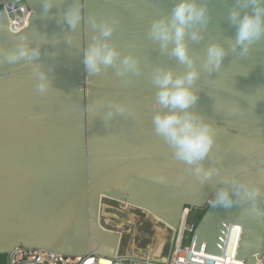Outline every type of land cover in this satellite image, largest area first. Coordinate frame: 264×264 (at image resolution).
<instances>
[{
  "label": "water",
  "instance_id": "water-1",
  "mask_svg": "<svg viewBox=\"0 0 264 264\" xmlns=\"http://www.w3.org/2000/svg\"><path fill=\"white\" fill-rule=\"evenodd\" d=\"M225 2L234 0H211L213 19L202 29L204 38L187 41L198 65L209 43L227 48L235 36ZM26 3L32 13L17 33L0 11V254L24 245L71 257H113L119 234L100 224L103 198L137 206L176 229L184 205L205 206L224 176L239 175L264 189V99L254 107L247 102L264 88V40L247 57L229 48L221 69L202 70L193 85L199 99L192 110L216 130L203 163L220 170L201 182L152 123L160 110L153 106L155 70L186 71L171 45L164 51L148 35L152 20L170 12L174 0H82L85 16L75 29L57 20L71 0L47 18L39 0ZM93 17L117 21L110 41L121 59L138 58L139 72L120 75L119 63L98 75L86 72L84 51L99 35ZM25 35L40 45V57L8 63L6 53ZM37 65L51 82L44 93L36 87ZM116 105L126 110L115 112ZM259 203L264 207V197ZM248 207L240 201L223 207L211 199L194 231L193 249L204 244L203 252L220 256L233 237L234 259L256 264L264 251V216L250 214ZM234 225L240 226L238 237L229 235Z\"/></svg>",
  "mask_w": 264,
  "mask_h": 264
},
{
  "label": "clouds",
  "instance_id": "clouds-1",
  "mask_svg": "<svg viewBox=\"0 0 264 264\" xmlns=\"http://www.w3.org/2000/svg\"><path fill=\"white\" fill-rule=\"evenodd\" d=\"M41 15L49 17L54 7L61 6L63 0H39ZM225 5V18L235 28L234 38L226 41L228 47L218 42L209 43L201 56L200 65L192 55L188 39L199 42L204 38L202 29H206L213 19L211 0H174L171 11L152 20L148 35L159 42L166 51L171 45V55L185 65L186 71L176 74L172 69L158 67L152 77L156 88V111L153 116L154 131L172 146L177 160L192 168L201 182L210 181L220 172L219 168L205 166L203 163L212 151L216 142V130L212 122L193 111L199 94L193 87L200 79L202 70L207 73L221 69L229 48L239 50L242 57H247L255 44L264 40V0H234ZM85 10L82 0H71L70 5L57 17L58 22L75 29L84 19ZM93 28L98 30V38L89 45L83 55V64L89 75H98L119 63L118 74L139 72L138 58L129 54L121 59V52L111 43L110 38L116 29L114 19L91 20ZM41 55L39 44L33 46L27 36H22L14 49L7 52L8 63L20 61L33 62ZM37 90L46 92L50 87L47 73L39 70ZM241 74L246 75L247 69ZM238 93V92H235ZM247 102L254 107L257 101L264 99V88L247 96ZM166 109V110H165ZM124 105H116L115 112H123ZM108 112V116L113 115ZM222 186L213 190V203L223 207H232L237 201L249 205L247 212L256 216H264V207L260 199L264 197V189L258 184L243 180L239 175L224 176Z\"/></svg>",
  "mask_w": 264,
  "mask_h": 264
},
{
  "label": "built area",
  "instance_id": "built-area-1",
  "mask_svg": "<svg viewBox=\"0 0 264 264\" xmlns=\"http://www.w3.org/2000/svg\"><path fill=\"white\" fill-rule=\"evenodd\" d=\"M1 9L7 18L11 32L17 33L28 25V18L32 13V9L26 3V0H0V11ZM105 200L113 203L108 204ZM210 201L211 198L207 200L203 207L184 205L176 229L164 222L159 223L155 220V225H152L151 220L148 221L149 224L143 226L142 233L143 235H149L154 240V244H149V248L136 251L133 249L134 244L138 245L140 243L135 236L140 235L136 225L141 224L142 226L147 214L140 211V208L128 207V209H131L130 211H137L140 216L135 219L134 223L117 224L111 220L114 216L109 213V210L116 211L125 219L127 215L126 205L103 198L101 201V203L103 202L102 207L105 206L107 209L103 207L105 210L104 212L101 211L100 224L104 228L119 234L118 248L113 257H105L95 252L71 257L39 248L18 245L6 254L7 264H245L244 261L234 259L237 243H234L233 249H226L220 256L203 252L204 244L200 245L199 251L193 249L195 243L194 231ZM157 228H163L164 230L163 244L160 248L157 247V241L154 238ZM239 228V225L231 226L229 235H237L238 237L240 234ZM156 249H158L157 252H155ZM256 264H264V251L261 257L256 260Z\"/></svg>",
  "mask_w": 264,
  "mask_h": 264
},
{
  "label": "rangeland",
  "instance_id": "rangeland-1",
  "mask_svg": "<svg viewBox=\"0 0 264 264\" xmlns=\"http://www.w3.org/2000/svg\"><path fill=\"white\" fill-rule=\"evenodd\" d=\"M105 202L108 203V204H112L113 203L112 201H109V200H105ZM130 210L131 209H128L127 208V210H125V211L132 212V213L138 214L140 216V214L137 211H130ZM111 220H113L114 222H116L117 224H119V221L115 217H112ZM150 220H151L152 225H155V220H153L149 216H146L145 221L143 222L142 226H141V224L140 225L139 224L136 225V227L138 229V233L140 234V235H135L136 236V240L140 242V243H138V245L134 244V248H135L136 251H138V249H141L142 250L143 248H149V244L150 245L151 244H154V240L149 235H143V233H142L143 226L144 225H148L149 224L148 221H150ZM161 230H163V228H160V229L157 228L156 229V232H155L156 235L154 237L156 239V241H157V245H158L157 247L158 248H160V246L163 244L162 243V240H163L162 236H163V234L162 235H158L159 234L158 231H161ZM155 246H156V244H155ZM157 251H158V249H156L155 252H157ZM0 264H7L6 254H4V253L3 254H0Z\"/></svg>",
  "mask_w": 264,
  "mask_h": 264
},
{
  "label": "bare ground",
  "instance_id": "bare-ground-1",
  "mask_svg": "<svg viewBox=\"0 0 264 264\" xmlns=\"http://www.w3.org/2000/svg\"><path fill=\"white\" fill-rule=\"evenodd\" d=\"M118 202H121V201H118ZM103 203V202H102ZM102 203L100 204L101 205V209H100V213L99 214H101V211L103 210V212H104V210L105 209H107L105 206H103L105 209H103V207H102ZM121 203H123L124 205H126V208H138L137 206H134V205H131V204H128V203H126V202H121ZM141 209V208H140ZM135 210V209H134ZM110 212V214L112 215V216H114V217H116V218H119L118 219V221H119V224H122V223H124V222H133L134 223V221H135V219H137L138 218V214H135V213H132V212H128V211H126L127 212V215H126V218L125 219H123L121 216H120V214L119 213H117L116 211H114V210H109ZM140 211H143L145 214H147V216H149V217H151L153 220H156V221H158L159 223H163L159 218H157V217H155L154 215H152L151 213H149L148 211H146V210H144V209H141ZM199 223V222H198ZM239 230H240V228H239ZM159 232V234L158 235H162L163 234V232H164V230H161V231H158ZM233 246H234V239H233V237L231 238H229V240H228V244H227V249L228 250H231V249H233ZM134 250H135V248H133ZM138 251H141V249H138ZM63 255V254H62ZM65 256V255H64Z\"/></svg>",
  "mask_w": 264,
  "mask_h": 264
}]
</instances>
